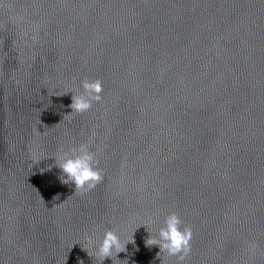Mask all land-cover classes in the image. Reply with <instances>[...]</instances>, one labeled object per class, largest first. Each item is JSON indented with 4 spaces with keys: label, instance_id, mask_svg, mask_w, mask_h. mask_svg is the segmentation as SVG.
Returning a JSON list of instances; mask_svg holds the SVG:
<instances>
[{
    "label": "water",
    "instance_id": "1",
    "mask_svg": "<svg viewBox=\"0 0 264 264\" xmlns=\"http://www.w3.org/2000/svg\"><path fill=\"white\" fill-rule=\"evenodd\" d=\"M82 143L88 191L42 169ZM173 212L182 261L144 244ZM108 230L113 264H264V0H0V264H100Z\"/></svg>",
    "mask_w": 264,
    "mask_h": 264
},
{
    "label": "clouds",
    "instance_id": "2",
    "mask_svg": "<svg viewBox=\"0 0 264 264\" xmlns=\"http://www.w3.org/2000/svg\"><path fill=\"white\" fill-rule=\"evenodd\" d=\"M82 88L83 92L80 95H72L70 108L77 113L88 111L94 101L99 102L102 99L103 86L102 81L99 79L94 81L85 79L82 82ZM40 161L42 160H39L38 163ZM97 164L96 154L89 149L87 143H82L77 147L70 148L68 151H62L54 157V165L50 164L42 169L50 171L55 166L60 170L58 180L61 184L74 185V190L88 191L94 188L103 178L101 170L96 166ZM181 223V219L175 212L168 214L157 235L155 237L148 235L145 239V246H158L160 251L157 256L161 251H165L169 255L178 256V259L182 261L184 255L189 251L191 230L187 227L181 228ZM134 232L131 240L125 242L121 240L116 232L105 231L103 238L96 247V255L99 257L100 264H103L105 259H111L113 264V256L120 260L118 254L126 252V246L129 243L135 244ZM88 240L90 243H95L92 236H89ZM87 254L89 256L88 252ZM80 264H83V261H80Z\"/></svg>",
    "mask_w": 264,
    "mask_h": 264
}]
</instances>
